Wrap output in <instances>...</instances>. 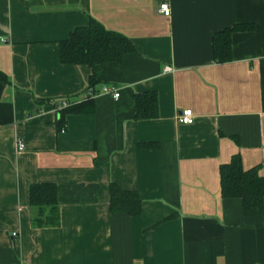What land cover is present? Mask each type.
Returning a JSON list of instances; mask_svg holds the SVG:
<instances>
[{
    "label": "crops",
    "instance_id": "crops-1",
    "mask_svg": "<svg viewBox=\"0 0 264 264\" xmlns=\"http://www.w3.org/2000/svg\"><path fill=\"white\" fill-rule=\"evenodd\" d=\"M90 17L137 50L61 63L60 42ZM233 27L232 60L217 63L213 37ZM0 71V264H264V211L223 198L219 174L239 153L264 177V0H0ZM93 73L120 97L99 93L60 132L55 101L83 100ZM149 90L158 117L135 120ZM52 182L48 227L28 193ZM112 182L139 192V216L111 212Z\"/></svg>",
    "mask_w": 264,
    "mask_h": 264
},
{
    "label": "trees",
    "instance_id": "trees-1",
    "mask_svg": "<svg viewBox=\"0 0 264 264\" xmlns=\"http://www.w3.org/2000/svg\"><path fill=\"white\" fill-rule=\"evenodd\" d=\"M87 26H79L73 30L67 39L60 42V61L65 64H85L113 62L120 64L127 54H133L137 49L129 37L122 33L108 30L99 21L89 18ZM236 27L224 29L213 37V59L217 63L232 60V35ZM89 86L83 100L55 101L57 122L60 132L66 128V116L78 114L92 109L97 85L96 74L89 77ZM0 81L9 83L6 74L0 71ZM65 105L63 106L62 104ZM135 120H150L158 117L159 105L156 91L149 90L136 93L134 96ZM155 144H145L151 148ZM231 161L221 165L220 189L222 197L241 199L243 212L246 216L261 215L264 211V177L258 172V166L245 170L239 153L233 155ZM112 213H127L139 216L142 210L139 192L122 189L112 182L109 188ZM55 183H37L29 187V202L33 206L43 205L49 209L45 223L48 227L60 225V208L57 200Z\"/></svg>",
    "mask_w": 264,
    "mask_h": 264
},
{
    "label": "built area",
    "instance_id": "built-area-1",
    "mask_svg": "<svg viewBox=\"0 0 264 264\" xmlns=\"http://www.w3.org/2000/svg\"><path fill=\"white\" fill-rule=\"evenodd\" d=\"M159 12L160 14H163L165 16H169L170 15V12H171V9H170V5L168 4L167 1H162L161 2V6L159 8ZM5 41V39H4ZM165 72H169V71H172L171 67L169 66H165L164 69H163ZM99 93H109V94H112L113 97L115 99H118L120 97V92H118V90L116 89L115 86L113 85H106L104 87L101 88V90L94 92L93 95L96 97ZM63 106L65 105L62 104ZM177 119H178V122L182 123V124H185V125H192L195 118H194V113L191 109H184L182 110L179 115L177 116ZM65 130V128H64ZM64 130H62V132H64ZM24 148V144H23V141H19L18 142V151H22V149ZM13 236H16L17 233L16 232H13L12 233Z\"/></svg>",
    "mask_w": 264,
    "mask_h": 264
}]
</instances>
